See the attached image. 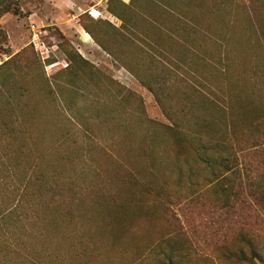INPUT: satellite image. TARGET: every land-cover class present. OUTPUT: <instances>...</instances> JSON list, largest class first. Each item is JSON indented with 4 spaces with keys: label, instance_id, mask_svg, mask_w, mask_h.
<instances>
[{
    "label": "rangeland",
    "instance_id": "obj_1",
    "mask_svg": "<svg viewBox=\"0 0 264 264\" xmlns=\"http://www.w3.org/2000/svg\"><path fill=\"white\" fill-rule=\"evenodd\" d=\"M105 1L98 14L88 10L92 0H0V177L25 174L42 153L78 190L46 264H162L173 251L184 264H252L237 260L241 250L264 264V137L234 140L238 173L208 184L209 172L136 75L153 52L131 47L143 46L145 31L158 36L164 3ZM178 2L192 14L188 24L228 32L237 53L249 50L247 0ZM83 30L92 33L85 47ZM167 93L166 107L176 109L178 86ZM13 187L25 190L7 188L6 200Z\"/></svg>",
    "mask_w": 264,
    "mask_h": 264
},
{
    "label": "trees",
    "instance_id": "obj_2",
    "mask_svg": "<svg viewBox=\"0 0 264 264\" xmlns=\"http://www.w3.org/2000/svg\"><path fill=\"white\" fill-rule=\"evenodd\" d=\"M157 1L164 3L159 8L165 17L161 27H155L158 36L145 31L143 46L131 47L136 55H146V47L153 52L136 75L155 95L178 142L193 152L196 165L209 172L207 183L219 184L229 174L238 173L232 161H238L233 141L246 132L264 137V0H247L251 13L244 31L249 50L238 53L228 32L188 24L192 14L178 0ZM112 2L123 9L132 6L121 0H109ZM111 12L127 22L121 14ZM170 19L182 25H169ZM100 46L108 54H118ZM126 65L137 71L133 64ZM170 84L178 86L176 109L166 107L172 100L167 93ZM59 164L39 153L25 174L0 177V264H46L55 234L61 223L73 218L71 208L77 206V186L63 183ZM16 184L24 185V192L19 195L20 190L13 187L14 199L6 200L4 190L10 193L7 188ZM231 189L225 190L227 203ZM236 258L242 263L255 261L242 250ZM181 259L173 251L162 264H184Z\"/></svg>",
    "mask_w": 264,
    "mask_h": 264
},
{
    "label": "crops",
    "instance_id": "obj_3",
    "mask_svg": "<svg viewBox=\"0 0 264 264\" xmlns=\"http://www.w3.org/2000/svg\"><path fill=\"white\" fill-rule=\"evenodd\" d=\"M104 1L105 0H102L101 2H97V0H92V2L90 3V4H88L87 6H88V10H91V11H93V12H96V13H98V14H101L102 13V8H101V5H102V3H104ZM108 1L109 0H106L105 2L106 3H108ZM121 1H123L124 3H129L130 2V0H121ZM94 2V3H93ZM105 3V4H106ZM77 9L78 10H83V12H85V11H87V9H84V8H82V7H80V6H78L77 5ZM84 31V30H83ZM80 35V34H79ZM84 35L86 36L87 35V37H90V35L86 32V31H84V33L83 34H81L80 35V41H82V42H80L79 44H80V46H86L87 44V41L88 40H86L85 38H84Z\"/></svg>",
    "mask_w": 264,
    "mask_h": 264
},
{
    "label": "built area",
    "instance_id": "obj_4",
    "mask_svg": "<svg viewBox=\"0 0 264 264\" xmlns=\"http://www.w3.org/2000/svg\"><path fill=\"white\" fill-rule=\"evenodd\" d=\"M32 31H33V44L37 46L38 43H40V34L38 33V30L36 26H32Z\"/></svg>",
    "mask_w": 264,
    "mask_h": 264
}]
</instances>
